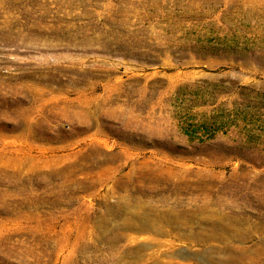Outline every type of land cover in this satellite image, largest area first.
I'll use <instances>...</instances> for the list:
<instances>
[{"label":"rangeland","instance_id":"1","mask_svg":"<svg viewBox=\"0 0 264 264\" xmlns=\"http://www.w3.org/2000/svg\"><path fill=\"white\" fill-rule=\"evenodd\" d=\"M210 230L264 264V0H0V264H221L173 238Z\"/></svg>","mask_w":264,"mask_h":264},{"label":"bare ground","instance_id":"2","mask_svg":"<svg viewBox=\"0 0 264 264\" xmlns=\"http://www.w3.org/2000/svg\"><path fill=\"white\" fill-rule=\"evenodd\" d=\"M192 200L193 199H190V201L187 202V204L181 209H177L176 207L159 209L158 206L154 205L149 209L148 213L133 215L135 217L129 218L130 221H127L124 227L126 229L136 230L139 233L150 232L153 236L166 235V227L170 225L188 230L189 220L196 218L198 215L204 216L205 219L210 217L205 214L208 207V201L196 204V201ZM132 219H134L135 222H131ZM219 224H221V228L225 231L232 230L231 226L224 224L220 218L216 221H212L213 226H217ZM235 235H238V233ZM124 237L126 238V235H124ZM173 238L174 240H180L182 238L193 240L198 245L210 241L226 243L225 246L215 250L216 253H224L226 255L225 258L221 260V264H235L236 260H238V258L246 252V248L244 246L230 244L229 240L222 234L213 230L208 232L201 231L200 233L189 232L183 235H175ZM174 240H171L170 243ZM149 241H153L157 247L162 244V241L158 238L156 239V237L151 238ZM148 255L149 256L146 258V261L149 260L151 264H161L157 261L158 258L154 255V253Z\"/></svg>","mask_w":264,"mask_h":264}]
</instances>
